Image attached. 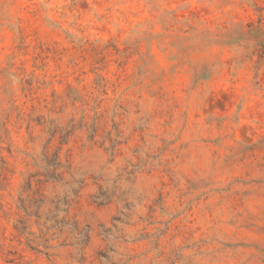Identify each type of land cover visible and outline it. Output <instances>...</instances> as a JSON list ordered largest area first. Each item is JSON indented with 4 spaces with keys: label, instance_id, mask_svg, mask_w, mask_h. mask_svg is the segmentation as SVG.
Masks as SVG:
<instances>
[{
    "label": "rangeland",
    "instance_id": "rangeland-1",
    "mask_svg": "<svg viewBox=\"0 0 264 264\" xmlns=\"http://www.w3.org/2000/svg\"><path fill=\"white\" fill-rule=\"evenodd\" d=\"M0 264H264V0H0Z\"/></svg>",
    "mask_w": 264,
    "mask_h": 264
}]
</instances>
